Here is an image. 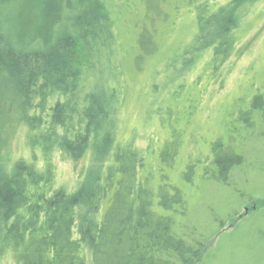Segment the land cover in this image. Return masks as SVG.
I'll list each match as a JSON object with an SVG mask.
<instances>
[{"label": "rangeland", "instance_id": "rangeland-1", "mask_svg": "<svg viewBox=\"0 0 264 264\" xmlns=\"http://www.w3.org/2000/svg\"><path fill=\"white\" fill-rule=\"evenodd\" d=\"M212 3L230 13L236 40L232 55L214 72L216 35L199 32L187 0H0V37L19 51L42 48L58 34L60 23L94 5L99 11L83 44L80 96L99 95L105 111L82 159L73 163L55 153V186L71 191L81 178L90 181L111 145L132 140L146 155L143 172L151 174L152 185L165 170L184 194V221L200 236H211L189 264H264V121L256 117L249 139L239 120L257 94L264 108V0ZM144 31L150 34L149 53L140 43ZM16 106L0 78V176L16 159H29ZM217 140L244 155L231 183L205 181L199 174L192 184L183 181L188 154L199 161V171ZM169 146L176 156L165 169L160 153ZM84 212L83 206L81 216ZM89 258L87 252V264ZM0 264H10L4 252Z\"/></svg>", "mask_w": 264, "mask_h": 264}, {"label": "trees", "instance_id": "trees-1", "mask_svg": "<svg viewBox=\"0 0 264 264\" xmlns=\"http://www.w3.org/2000/svg\"><path fill=\"white\" fill-rule=\"evenodd\" d=\"M187 1L199 32L216 35L214 72L234 50L233 19L215 10L213 0ZM98 11L94 5L81 9L68 23H60L58 34L42 48L19 51L0 37V78L13 94L29 150V159H16L0 176V254L6 253L10 264H87V252L90 264H189L211 236H200L184 221V194L165 170L152 185L151 174L143 172L146 155L132 140L111 145L90 181L81 178L71 191L55 186L53 156L58 153L73 163L82 159L105 111L99 95L80 96L83 44ZM149 38L145 31L140 37L147 53L153 49ZM251 103L239 116L249 139L254 138L256 117L264 121L261 94ZM173 148L160 153L165 169L176 156ZM191 155L181 172L190 184L199 174L202 180L229 185L232 170L244 161L243 153L219 140L199 171V161Z\"/></svg>", "mask_w": 264, "mask_h": 264}]
</instances>
